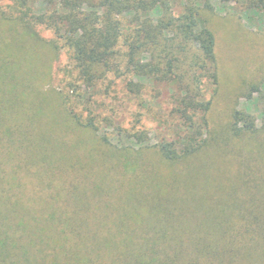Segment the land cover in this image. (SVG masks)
Returning a JSON list of instances; mask_svg holds the SVG:
<instances>
[{"label":"trees","instance_id":"1","mask_svg":"<svg viewBox=\"0 0 264 264\" xmlns=\"http://www.w3.org/2000/svg\"><path fill=\"white\" fill-rule=\"evenodd\" d=\"M221 1L264 14V0ZM209 4L0 0V94L16 102L4 100L0 143L25 167L45 161L56 186L31 202L13 171L0 175V264H264V175L243 179L264 171V124L212 117L220 25ZM150 86L172 104L157 108ZM69 165L72 187L60 178ZM169 220L184 223L179 233Z\"/></svg>","mask_w":264,"mask_h":264},{"label":"rangeland","instance_id":"2","mask_svg":"<svg viewBox=\"0 0 264 264\" xmlns=\"http://www.w3.org/2000/svg\"><path fill=\"white\" fill-rule=\"evenodd\" d=\"M180 1V0H177ZM179 4V3H178ZM209 7L214 11L215 20L218 29V47L217 55L220 60V78L218 86V95L214 99L212 104V111L214 114L212 117L214 120L217 118L220 119L225 128L230 127L228 124L235 126L237 130L241 129L244 125L260 129L264 124V14L263 12H242V7L235 4L234 2H222L221 0H210ZM228 17H232L229 20ZM224 19V22H221L219 19ZM227 26L229 28L227 29ZM225 27V28H224ZM0 32H2V26H0ZM41 35L46 39H51L52 36L49 32L43 31L40 29ZM3 35H7L4 33ZM0 34V38L3 36ZM1 42V41H0ZM67 64V60L64 54H62L58 61L53 65L52 74L53 79L51 84L54 88L58 89L59 84V73L57 72L58 67H63ZM44 92L49 90V83L46 81L43 82ZM208 86V85H207ZM211 86H208L209 89ZM151 95H157L161 93L160 97L156 98L153 102L154 105L159 108L162 101L168 106L174 101L171 95V91L162 86H150ZM89 91H93L92 89ZM88 92V90L86 91ZM11 100V98L5 97L0 94V117L4 116V111L2 109H7L9 112L11 107L6 106L4 100ZM12 103H16L13 99ZM20 102V101H18ZM127 106L129 103L124 101ZM11 103V104H12ZM125 105L123 107H125ZM126 109H123V112ZM5 111V112H6ZM3 112V113H2ZM236 112L243 113L245 115V121L236 122L234 115ZM240 118V117H239ZM121 120H114L115 125H119ZM128 122H126L127 124ZM37 126V124H36ZM65 134L59 135L64 137ZM37 135H35L36 137ZM34 137V138H35ZM72 135H67L65 138L69 140ZM155 132L153 130L148 132V139L151 142H154ZM54 142V141H53ZM52 150V149H51ZM49 151L51 153L52 151ZM13 155H11V153ZM77 156H81L82 152L79 153L76 151ZM23 152L19 150H13L12 146L6 142L0 143V157L3 159V167L0 169V175L3 176L11 171L17 175L19 184L16 186L14 192L21 190L25 199L32 198L31 202L34 201L37 197L42 198L43 196H49L56 186L54 184L49 185L47 182L51 179L49 176L41 174L44 170L42 165L45 161L38 160L35 164H30L28 167H25L21 157ZM238 154L230 155L231 161L232 158L238 159ZM41 158V157H40ZM234 166L237 162H231ZM255 165L254 161L249 163L247 166L250 167ZM88 167V165H86ZM245 167V166H243ZM66 171H61V174H67L63 177H60L64 184L68 187H72L68 181L69 178H75V173H72L73 169L67 166ZM87 169V168H86ZM244 169V168H243ZM55 170V167H52V171ZM91 170V168H88ZM238 170V169H237ZM110 171V175L114 172V168ZM261 170H253L250 173V176H247L246 173L243 178L244 180H250L251 182H257V177H260ZM80 173V172H79ZM115 173H113L114 175ZM262 175V176H263ZM40 181V177H47ZM57 178V177H56ZM263 178V177H261ZM42 182V183H41ZM52 183H57L52 181ZM54 185V186H53ZM53 194V193H52ZM39 198H37L39 200ZM44 198H42L43 200ZM41 199L40 201L43 202ZM47 200V199H46ZM38 201V202H40ZM88 222V221H87ZM130 228H136L137 225L134 222H130ZM184 223L176 222L175 220H169L168 223L164 222V225H172L171 229L174 233H179L181 226ZM88 227L91 230H97L96 223L93 220L88 222ZM89 229H85L84 232L89 233ZM98 231H102L98 229ZM109 260L107 257L105 260H102V264H108Z\"/></svg>","mask_w":264,"mask_h":264}]
</instances>
